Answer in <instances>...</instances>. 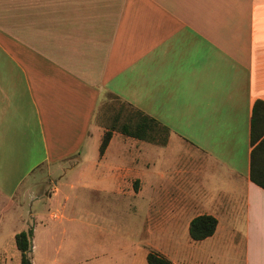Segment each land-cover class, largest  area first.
<instances>
[{
	"label": "crops",
	"instance_id": "obj_1",
	"mask_svg": "<svg viewBox=\"0 0 264 264\" xmlns=\"http://www.w3.org/2000/svg\"><path fill=\"white\" fill-rule=\"evenodd\" d=\"M258 99L264 0H0V228L29 195L49 206L32 212L34 264H149L150 252L264 264V189L251 179ZM128 109L167 128V142L124 134L138 121ZM57 171L34 195L32 176ZM123 188L125 216L61 211L75 189ZM200 215L218 225L194 240ZM10 243L0 239V264L17 256Z\"/></svg>",
	"mask_w": 264,
	"mask_h": 264
},
{
	"label": "trees",
	"instance_id": "obj_2",
	"mask_svg": "<svg viewBox=\"0 0 264 264\" xmlns=\"http://www.w3.org/2000/svg\"><path fill=\"white\" fill-rule=\"evenodd\" d=\"M133 116L138 119L135 123L125 122L120 126L121 131L129 136L139 139L156 141L154 133L164 135L159 142L166 143L168 129L164 128L159 122L145 115L140 110L133 109ZM112 131H108L100 148L101 155H104L110 140ZM251 179L264 189V100L258 99L254 103L253 115L251 120ZM218 225V219L213 215H200L194 218L190 226V234L194 240H203L212 236ZM33 228L24 230L16 234L15 240L21 252V264H34L33 262ZM149 264H173L165 256L150 252L148 254Z\"/></svg>",
	"mask_w": 264,
	"mask_h": 264
},
{
	"label": "rangeland",
	"instance_id": "obj_3",
	"mask_svg": "<svg viewBox=\"0 0 264 264\" xmlns=\"http://www.w3.org/2000/svg\"><path fill=\"white\" fill-rule=\"evenodd\" d=\"M123 110L125 112V106L123 105ZM134 111V110H133ZM127 113L130 114L132 112V109H128ZM120 124L121 122H123V117L121 118V120L119 121ZM124 123V122H123ZM122 123V124H123ZM121 124V125H122ZM119 125V124H118ZM119 142V141H116ZM37 175L32 176L31 178V182L34 183V195L36 196H41V193L38 194L39 192H41L42 190L39 187H36L37 185H39L40 181H37L38 179H45L43 182H45L42 186H51L49 184V182H51L52 180H58V178L63 174L62 171H57L56 173H54L53 177H49L47 176L45 173L43 172H38L36 173ZM45 174V175H44ZM44 176V178H43ZM68 191V190H66ZM118 190H115V193H112L110 195H107V197L105 195H102L101 193H89L88 191H85L83 189H75L71 195V199L67 204L66 209L61 210L64 213H69V212H85L88 211L89 209H91L90 211H94L97 213H111L113 212L114 214H123L125 216V189H121L120 193H117ZM68 193V192H65ZM44 198V196H43ZM63 197H60V208L61 205L63 203ZM20 199V202L22 204H19L17 206V204H14L13 207H15L16 211L11 209V212H15L16 215L13 218V220H8L7 218H5V220H3L1 228H0V239H4L7 241V245L8 247L10 246V241L12 242L13 248H14V252H17V256L14 257L13 259V264H20L21 261V257L19 255V251L16 247V243H15V239H9V235H7V233H9L10 228H17V227H23L22 231L26 230L28 231L31 227V223H32V212H37L39 209L41 210V212H46L49 209V206L46 203L45 198L43 199L42 202H37L33 205V200L31 198V196H22ZM107 199V200H106ZM5 205L3 203H0V208L4 207ZM17 206V207H16ZM34 231V230H33ZM40 253L42 254V252L39 251V255Z\"/></svg>",
	"mask_w": 264,
	"mask_h": 264
}]
</instances>
